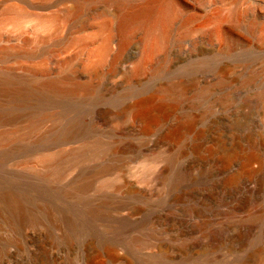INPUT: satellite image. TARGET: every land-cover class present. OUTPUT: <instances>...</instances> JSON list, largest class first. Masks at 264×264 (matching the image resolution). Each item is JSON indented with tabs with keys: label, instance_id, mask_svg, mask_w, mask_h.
<instances>
[{
	"label": "bare ground",
	"instance_id": "6f19581e",
	"mask_svg": "<svg viewBox=\"0 0 264 264\" xmlns=\"http://www.w3.org/2000/svg\"><path fill=\"white\" fill-rule=\"evenodd\" d=\"M29 75L0 74V258L25 236L39 264H264V115L222 139L225 160L199 157L186 141L195 106L201 121L213 111L205 89L168 83L85 114L93 83ZM184 101L186 120L167 122L169 102ZM106 120L120 128L110 138ZM46 244L80 258H51Z\"/></svg>",
	"mask_w": 264,
	"mask_h": 264
},
{
	"label": "rangeland",
	"instance_id": "374dc122",
	"mask_svg": "<svg viewBox=\"0 0 264 264\" xmlns=\"http://www.w3.org/2000/svg\"><path fill=\"white\" fill-rule=\"evenodd\" d=\"M6 71L93 83L89 103H77L85 114L91 104L119 112L168 83L187 82L189 97L205 89L202 105L213 111L201 121V106L192 110L197 137L186 149L219 159L222 139L241 125L259 129L264 115V0H0V74ZM173 105L166 121L184 122L189 102ZM99 124L107 138L120 130ZM46 246L51 258H80L77 247ZM5 249L0 264L47 260L25 236Z\"/></svg>",
	"mask_w": 264,
	"mask_h": 264
}]
</instances>
